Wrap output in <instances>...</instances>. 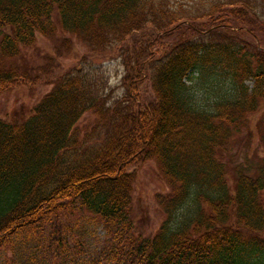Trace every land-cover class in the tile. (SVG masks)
Returning <instances> with one entry per match:
<instances>
[{
    "label": "trees",
    "instance_id": "obj_1",
    "mask_svg": "<svg viewBox=\"0 0 264 264\" xmlns=\"http://www.w3.org/2000/svg\"><path fill=\"white\" fill-rule=\"evenodd\" d=\"M178 3L0 0V97L38 84L9 62L59 31L126 70L112 103L105 75L75 66L30 117L0 116V243L51 222L57 257L87 217L121 264H264V157L234 179L223 157L252 116L264 126V0ZM88 113L96 128L82 134ZM148 161L169 193L165 220L144 235L133 193Z\"/></svg>",
    "mask_w": 264,
    "mask_h": 264
},
{
    "label": "rangeland",
    "instance_id": "obj_2",
    "mask_svg": "<svg viewBox=\"0 0 264 264\" xmlns=\"http://www.w3.org/2000/svg\"><path fill=\"white\" fill-rule=\"evenodd\" d=\"M184 7L196 5L200 0H171ZM178 3V4H179ZM70 41V44L68 43ZM87 47L75 37L64 35L61 31L54 38L38 37L37 44L17 59L11 60L15 66L33 76L40 77L37 85L18 86L0 97V116L13 122H22L33 114L35 106L50 93V83L56 76L75 72V66L88 72L103 73L108 82L110 103L121 99L126 93L123 85L125 67L115 56L107 58L91 57ZM45 69V70H43ZM43 70V71H41ZM41 71V73H39ZM150 99H153L149 84L143 86ZM260 119L261 115H256ZM96 120L91 113L84 116L79 129L82 134L96 128ZM264 126L254 121L236 135L223 153L229 166V176L234 179L236 168H246L255 173V167L264 157ZM94 142V141H93ZM137 179L134 186V216L137 232L151 234L156 232L165 220L159 206V195H167L169 188L159 174L153 161L136 168ZM77 216H79L77 214ZM37 230L23 231L0 243V264H121L113 255H102L101 250L108 241L105 230L90 218H78L68 231V245L54 257L51 250V222L37 225ZM69 230V229H68Z\"/></svg>",
    "mask_w": 264,
    "mask_h": 264
}]
</instances>
